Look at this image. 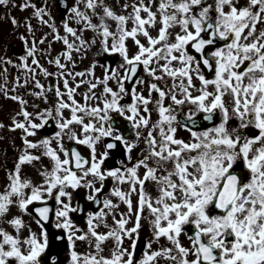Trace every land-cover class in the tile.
Listing matches in <instances>:
<instances>
[{"label": "snow or ice", "instance_id": "obj_1", "mask_svg": "<svg viewBox=\"0 0 264 264\" xmlns=\"http://www.w3.org/2000/svg\"><path fill=\"white\" fill-rule=\"evenodd\" d=\"M60 5L59 25L47 0L20 5L50 31L37 41L26 22L31 46L13 65L24 78L15 77L11 89L31 83L29 95L47 104L51 94L55 102L29 112L27 100L8 95L7 68L0 71V92L21 105L23 117L13 118L10 131L21 130L23 148L0 191V264H264V0H125L119 12L110 0ZM46 41L49 49H39ZM55 42L64 48L47 60L56 69L50 72L37 56L51 55ZM94 48L99 59L77 71V58ZM105 57L120 62L100 63ZM12 63L0 57V65ZM38 73L52 78L47 88ZM49 124L53 134L30 139ZM249 128L256 134L247 135ZM181 129L188 140L177 138ZM118 145L123 159L107 166ZM42 157L49 163L39 182L22 175L24 165ZM81 189L91 210L73 205ZM12 208L17 215H9ZM24 215L34 216L39 233ZM143 222L150 238L137 258ZM50 223L59 230L56 239L66 241L64 258L50 252ZM78 242L89 251L79 252Z\"/></svg>", "mask_w": 264, "mask_h": 264}, {"label": "rangeland", "instance_id": "obj_2", "mask_svg": "<svg viewBox=\"0 0 264 264\" xmlns=\"http://www.w3.org/2000/svg\"><path fill=\"white\" fill-rule=\"evenodd\" d=\"M26 0H10V3L8 6H0V57H3L4 59H10L13 63L7 64V65H0V71L3 70V68H7V80H8V88L9 92L8 95H14L12 89L13 82L15 77L19 74L17 70L19 68L13 67V65H18V62L16 61L15 57L9 54L8 51V45L11 42L16 41L17 38L24 36L28 38L29 47L31 46V34H29L26 31V22L30 21L33 28H34V36L36 40L38 41L42 36L49 33V29L45 26L40 25L39 21L33 16V9L28 8L25 10H21L20 5L22 3H25ZM32 3L36 4L37 7L42 6L45 3V0H31ZM111 4L114 7V10L117 12L120 11V7L122 6L125 0H110ZM47 4L49 5V8L51 10L52 16L55 18L56 23L59 25L62 18H59L58 8H57V0H47ZM15 18L18 21L17 25L12 24V18ZM48 17H45L47 19ZM36 29V30H35ZM61 34H63V29H61ZM89 34L85 33V36L87 37ZM51 39V37H49ZM38 48L41 50H48L49 49V43L46 41L43 45L38 44ZM64 46L61 42H55L51 44V55H45L43 54V51L38 54L37 58L40 60V63L46 67L47 69H55L53 65H50L47 63L48 59H51L55 55H57L59 52L63 50ZM96 49H92V51L87 55V57L83 58H77V71L85 70L87 69L91 63L93 62V59H98L95 57ZM29 64L31 63V58L28 60ZM0 82H2V78H0ZM17 91L20 93L25 92L23 88H17ZM15 90V91H16ZM24 99L28 101L29 106V100L30 97H27L25 93H23ZM54 102H48L47 104L41 99L38 104L39 109H34V111H38L40 109H44L46 107L51 106ZM188 106H185V109ZM21 110V105L13 101L11 99H8L6 95L3 92H0V124H3L4 127L0 128V191L3 190L5 185L7 184V172L11 170L17 161L18 155L20 154V150L23 148V143L21 140L22 132L21 130L16 131H10V128L12 127L13 118L22 120L23 117L17 116V113H19ZM65 115L67 116L68 113L66 112ZM236 121L232 120L229 123V127H235ZM251 128L245 130V133L247 135H250ZM43 136L38 133L37 137L30 138V139H41ZM34 154L39 155V152H35ZM49 163V161L46 158H41V162H33L31 165H24L22 167V175L32 179L34 182L40 181V176L38 174L39 170L42 169L43 166H46ZM18 214V210L16 208H12L10 212V216H14ZM25 225L30 227L32 230L36 231L37 233L40 232V228L36 225L34 222V217L30 215H24L23 216ZM9 232H13V229L8 226L7 224L3 225ZM28 235L27 227L22 232V237H26ZM181 241L185 246L189 245V241L187 240V237L182 235ZM110 247H112V244H110ZM109 249L110 248H106ZM88 251V249L86 250ZM109 251H104V255H108ZM191 258V257H190ZM166 264V263H165Z\"/></svg>", "mask_w": 264, "mask_h": 264}, {"label": "water", "instance_id": "obj_3", "mask_svg": "<svg viewBox=\"0 0 264 264\" xmlns=\"http://www.w3.org/2000/svg\"><path fill=\"white\" fill-rule=\"evenodd\" d=\"M60 7H61V5H60ZM60 15H63L62 7H61ZM13 46L17 49V52L21 53L22 45H20V42H18L17 44H15ZM14 47L12 49H14ZM106 59H108V57L104 58V60H106ZM73 146H75V145H73ZM46 226H47L49 233H50V252L53 254H59L61 258H64L65 256L63 255V252L66 250V246L64 244L61 245L60 243H58V241H56V237H57L58 232L55 229H53L50 224H46Z\"/></svg>", "mask_w": 264, "mask_h": 264}, {"label": "flooded vegetation", "instance_id": "obj_4", "mask_svg": "<svg viewBox=\"0 0 264 264\" xmlns=\"http://www.w3.org/2000/svg\"><path fill=\"white\" fill-rule=\"evenodd\" d=\"M126 187V186H125ZM149 191H153V188H152V186H149ZM75 194V192L73 193V205H75V196L76 195H74ZM133 199H134V201H135V197H133ZM122 210H124V206L122 205ZM76 221V220H75ZM77 222V221H76ZM141 232H142V235L145 237V239L146 238H150V230H149V228H148V226H147V223L146 222H143V227H142V230H141ZM161 244V243H160ZM143 247V246H142ZM158 247V245H156V244H154L153 245V248L155 249V248H157Z\"/></svg>", "mask_w": 264, "mask_h": 264}]
</instances>
